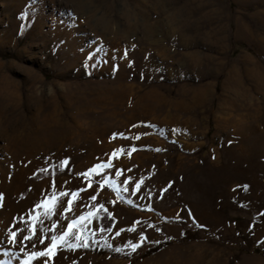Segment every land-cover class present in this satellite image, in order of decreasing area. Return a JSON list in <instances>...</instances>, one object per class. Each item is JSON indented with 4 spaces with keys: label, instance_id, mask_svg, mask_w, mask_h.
Returning a JSON list of instances; mask_svg holds the SVG:
<instances>
[{
    "label": "rangeland",
    "instance_id": "1",
    "mask_svg": "<svg viewBox=\"0 0 264 264\" xmlns=\"http://www.w3.org/2000/svg\"><path fill=\"white\" fill-rule=\"evenodd\" d=\"M10 93L0 264H264V0H0Z\"/></svg>",
    "mask_w": 264,
    "mask_h": 264
},
{
    "label": "trees",
    "instance_id": "2",
    "mask_svg": "<svg viewBox=\"0 0 264 264\" xmlns=\"http://www.w3.org/2000/svg\"><path fill=\"white\" fill-rule=\"evenodd\" d=\"M101 221H102V225L105 229H109L111 228V226L114 223V219L112 217L109 216V213L104 211L101 214ZM170 241H165V242H161L157 245H155L152 249L151 252H157L160 251L162 248H164L166 245L169 244ZM88 250L95 252V253H106L109 252L108 249L106 247H102L100 245L94 244V243H88Z\"/></svg>",
    "mask_w": 264,
    "mask_h": 264
},
{
    "label": "bare ground",
    "instance_id": "3",
    "mask_svg": "<svg viewBox=\"0 0 264 264\" xmlns=\"http://www.w3.org/2000/svg\"><path fill=\"white\" fill-rule=\"evenodd\" d=\"M4 95H2V94H0V119H1V117H2V114H4V112L5 113H7L8 112V110L9 109H11V106L10 105H12V104H10V102L9 101H12V102H14L13 104V106L12 107H14V106H16V99H17V94L16 93H14V94H11L10 93V95L8 96V98L6 99V97L4 96ZM4 110V111H3ZM12 110V109H11ZM10 112H12V111H10ZM9 112V113H10ZM8 117V116H7ZM4 119V118H3ZM2 124V123H1ZM2 128H5V127H2ZM5 131V130H4ZM48 133V132H47ZM14 136V135H13ZM24 137V136H23ZM24 140V139H23ZM23 140H21V141H23ZM27 140V139H26ZM21 141H20V143H21ZM16 142V141H15ZM24 142V141H23ZM22 142V143H23ZM15 144H18V143H15ZM27 147V146H26ZM25 147V148H26ZM15 149V148H14ZM15 150H17V149H15ZM31 150V149H30ZM18 151V150H17ZM19 152V151H18ZM30 152V151H29ZM14 154H15V152H14ZM18 154V153H17ZM26 156V155H25ZM26 160H28V159H26ZM33 165V164H32ZM26 166V165H25ZM30 166V165H29ZM33 167V166H32ZM32 170V169H31ZM21 175V174H20ZM27 175V174H26ZM15 188V187H14ZM6 194V193H5ZM12 209H13V207H12ZM27 209V208H26ZM15 211V210H14ZM17 211V210H16ZM12 213H13V211H12ZM11 214V213H10ZM16 216V215H15Z\"/></svg>",
    "mask_w": 264,
    "mask_h": 264
},
{
    "label": "snow or ice",
    "instance_id": "4",
    "mask_svg": "<svg viewBox=\"0 0 264 264\" xmlns=\"http://www.w3.org/2000/svg\"><path fill=\"white\" fill-rule=\"evenodd\" d=\"M65 163H66V162H65ZM97 167L102 168V167H104V166H103V165H98ZM92 171L95 172L96 169H92ZM245 187H246V186H245ZM69 203H71V202H69ZM81 219H84V218L81 217ZM69 230L71 231V226H69ZM12 235H13V237H15V233H13ZM64 235L67 236L68 233H65ZM58 239H59L60 241H63V240H64V237H63V236H61V237H55V236H54V237L52 238V240H53V248L56 246V241H57ZM85 246H86V245H85ZM70 247H74V246H70ZM131 247H132L133 249H135V247H137V245H131ZM51 251H52V249L50 248V249H48L47 252H37V253H33L32 257L29 258V261H30L32 258L36 257V256H44V255H47V254H49ZM29 261H25V264H29Z\"/></svg>",
    "mask_w": 264,
    "mask_h": 264
}]
</instances>
